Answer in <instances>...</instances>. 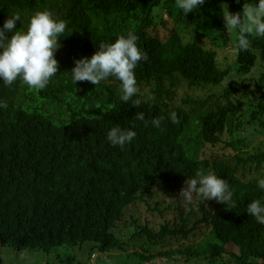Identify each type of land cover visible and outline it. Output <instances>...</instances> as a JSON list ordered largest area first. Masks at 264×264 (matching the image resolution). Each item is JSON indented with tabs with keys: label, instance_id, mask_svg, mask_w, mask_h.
Returning a JSON list of instances; mask_svg holds the SVG:
<instances>
[{
	"label": "trees",
	"instance_id": "16d2710c",
	"mask_svg": "<svg viewBox=\"0 0 264 264\" xmlns=\"http://www.w3.org/2000/svg\"><path fill=\"white\" fill-rule=\"evenodd\" d=\"M248 2L255 0H206L191 11L193 28L186 30L177 22L183 13L175 0H0V26L19 12L24 24L16 27L26 31L42 10L68 25L58 49L66 55L56 57L59 73L46 89L30 90L19 80L0 85V99L8 102L0 109V244L57 249L66 264L95 263L98 252L109 254L104 264L117 260L114 253L124 255V264H189L196 255L209 264H264V225L246 210L264 196L256 182L264 176V140L258 145L252 136V130L264 134V37H250L251 50L240 51L223 16L225 3L234 14ZM170 18L176 23L169 28ZM130 30L149 55L135 69L141 106L119 99L114 78L97 86L73 83L74 60L91 57L102 40ZM232 44L234 59L223 67L218 49ZM181 87L194 95L181 97ZM140 111L147 119L176 111L180 122L145 127L133 120ZM116 124L136 125L137 136L123 150L107 140ZM201 167L231 183L236 208L198 197L189 213L179 202L176 216L167 218L170 206L160 202L157 226L153 218L143 225L134 220L136 225L118 231L130 208L140 201L149 207V194L157 189L171 195L185 188ZM201 225L210 230L197 248L180 241ZM125 235L136 239L130 243ZM174 241L177 246L170 245Z\"/></svg>",
	"mask_w": 264,
	"mask_h": 264
},
{
	"label": "clouds",
	"instance_id": "9594fccd",
	"mask_svg": "<svg viewBox=\"0 0 264 264\" xmlns=\"http://www.w3.org/2000/svg\"><path fill=\"white\" fill-rule=\"evenodd\" d=\"M206 0H175L176 7L187 16L198 10ZM225 27L229 32H238L236 47L240 51H249L252 47L250 37H264V0H255L244 5L242 12L232 13L229 8L223 12ZM19 12L11 14L0 26V80L2 86L10 87L18 80L30 90H44L53 77L59 73V61L56 51L62 46L61 37L66 36L67 22L58 18L50 10L35 12L26 31L17 29V22L24 24ZM14 34L9 38L8 33ZM140 37L130 30L119 35L114 41H101L98 50L91 57L77 59L71 70L73 83L87 81L96 86L109 78L120 82V97L124 103L131 102L137 107L143 101L139 98L141 88L138 85L135 69L142 61H148L149 55L139 45ZM135 97V99H134ZM8 102L0 99V109H7ZM134 121L143 122L160 129L165 120L174 124L180 122L176 111L147 119L143 111L136 114ZM133 127L125 128L116 124L107 132L108 142L121 150L133 143L137 136ZM258 189L264 191V176H257ZM235 190L228 180L211 169L203 167L196 170L194 178L188 179L180 196L186 202L195 197L203 200L215 199L225 203L229 209L237 207ZM247 212L258 224L264 225V196L253 199L247 204Z\"/></svg>",
	"mask_w": 264,
	"mask_h": 264
},
{
	"label": "rangeland",
	"instance_id": "374dc122",
	"mask_svg": "<svg viewBox=\"0 0 264 264\" xmlns=\"http://www.w3.org/2000/svg\"><path fill=\"white\" fill-rule=\"evenodd\" d=\"M225 10H227L229 8V11H232V5L231 3H225L224 4ZM243 7L242 6V10L243 11ZM161 10V9H160ZM156 10L155 14L156 15H162V10ZM165 16V15H164ZM192 12H189L186 15L183 14V16L179 19V24H181V28H193V24H192ZM168 18V17H167ZM176 22L173 19H169V23L168 26L169 28L172 27ZM162 27H160L161 29ZM185 30V31H186ZM184 32V30H183ZM169 35L168 32H161V36H167ZM238 36V32L235 33V30H233V38L237 39ZM211 43L207 42L206 43V47H211ZM234 48H233V44L231 46L225 47V48H219L218 49V57H219V61L222 64L223 67H227L228 64H231L234 57H233V52ZM56 57L60 58L62 56L66 55V52L63 51H56L55 53ZM76 60H74V64H75ZM263 62V59H262ZM262 62L258 63V71H262ZM234 70V69H233ZM257 71V74H258ZM233 76V75H232ZM254 87L251 85L248 87L249 92L254 90ZM220 91L223 89V85L220 88H217ZM206 90H200L197 92V94L200 92V94H203V92ZM186 93H189L191 95H194L193 92L185 87H181L179 90V95L181 97L185 96ZM239 96L235 99V103L238 104L241 101V94L240 95H236ZM252 98L255 97V94L253 93L251 95ZM242 136H246L247 133H242ZM252 136L255 137V142H257L258 145H261V140H264V134L261 135H257V132L252 130ZM260 139V140H259ZM242 147H244V144L240 145ZM225 152L227 153H235L236 151L233 149H224ZM223 150H220V154L224 153ZM181 191L180 190H176V189H172L171 195L166 194L164 191H161L159 189H157V191L152 192L151 194H149V207H146V205L143 202H139L135 208H130L127 211V215L125 216L123 222H121L118 231H122L125 227L126 224L128 226L135 224L134 220H137L138 223H140L141 225L145 224L146 221L149 219H154L152 221L153 224L155 226H157L159 224V222L162 221V217L159 215L158 211L156 212V205L159 204L161 202L163 208L164 207H168L170 206V208L165 212V217L169 218L172 217V215L176 216L177 214V207L179 205V202H181V207L186 211V212H190L191 210H193L196 206H197V202H198V197L194 196V200L192 202H186L181 196ZM197 212V211H196ZM194 216L192 217L193 220ZM210 228L206 225H201L196 232L189 238V239H182L180 241L184 242L186 241V244L192 246V247H198L201 244V239L203 237H205L208 233H209ZM116 234L123 238L117 231H115ZM125 240H128V242H132V240L136 239L133 238L132 236L129 235H125ZM170 245H174L177 246L178 243H176L175 241L173 243H171ZM227 249L229 251H234L237 252L238 248L236 245L234 244H228ZM67 253V249H64V253ZM96 254V253H95ZM115 255V256H113ZM112 256L114 257V259L116 258L117 260H115L114 262L110 263V264H124V255L122 253L119 254H112ZM199 255H196L193 257L192 262H190L189 264H209L206 260H199L197 261L196 259L199 258H204L203 256L198 257ZM228 256V255H227ZM83 257L84 259H86V253H83ZM109 254L108 253H104V252H98L97 256H95L94 258H97L96 262H92L90 264H104L109 260ZM229 257V256H228ZM227 257V258H228ZM0 264H66L63 263L61 261V258L59 256V252L57 251V249H54L51 252H47L44 251L40 248H26L24 250H18L15 247H13L12 245H1L0 244ZM134 264H137L136 262H134Z\"/></svg>",
	"mask_w": 264,
	"mask_h": 264
}]
</instances>
